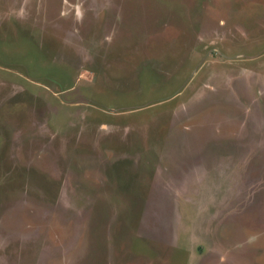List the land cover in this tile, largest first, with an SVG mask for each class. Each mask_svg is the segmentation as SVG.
I'll use <instances>...</instances> for the list:
<instances>
[{"label": "rangeland", "instance_id": "374dc122", "mask_svg": "<svg viewBox=\"0 0 264 264\" xmlns=\"http://www.w3.org/2000/svg\"><path fill=\"white\" fill-rule=\"evenodd\" d=\"M0 264H264V0H0Z\"/></svg>", "mask_w": 264, "mask_h": 264}]
</instances>
